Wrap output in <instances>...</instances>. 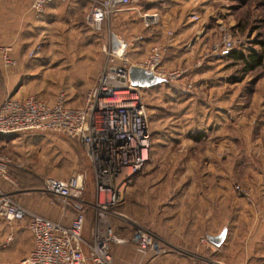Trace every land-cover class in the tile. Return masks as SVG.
<instances>
[{
    "label": "rangeland",
    "instance_id": "374dc122",
    "mask_svg": "<svg viewBox=\"0 0 264 264\" xmlns=\"http://www.w3.org/2000/svg\"><path fill=\"white\" fill-rule=\"evenodd\" d=\"M32 1L0 0V49L11 46L17 62L7 68L0 54V105L8 96L52 104L64 93L67 105L82 106L105 64L108 36L88 26L90 10L72 11L70 4L44 26V35L33 33L31 43L16 48L6 38L16 36L23 9L36 21ZM163 3L136 0L132 6L159 13L161 21L149 40L130 50L129 60L144 62L158 45L167 70L186 73L142 90L153 144L143 172L116 209L131 222L112 221L127 226L121 235L147 230L165 251L159 264H264V64L246 72L231 56L233 50L254 51L264 60V0ZM106 29L127 40L144 31L135 11L114 15ZM171 37H177L174 43L168 42ZM225 39L233 42L232 50L225 49ZM38 44L40 53L30 59ZM0 155L10 160L14 181L0 182V189L19 204L37 198L48 203L45 179L77 172L86 177L84 199L96 192L94 169L77 140L36 134L14 145L0 142ZM57 207L61 214L62 205ZM223 230L226 239L215 247L208 237ZM112 254L116 264V257L145 262L131 245L114 246Z\"/></svg>",
    "mask_w": 264,
    "mask_h": 264
},
{
    "label": "built area",
    "instance_id": "2783aa9c",
    "mask_svg": "<svg viewBox=\"0 0 264 264\" xmlns=\"http://www.w3.org/2000/svg\"><path fill=\"white\" fill-rule=\"evenodd\" d=\"M53 1L33 0L30 11L41 15ZM135 1L96 0L92 4L87 24L95 32L107 34L108 44L104 47L105 64L82 106L67 105L64 93L52 104L35 96L24 99L8 96L0 105V137L64 135L81 142L94 169L96 199L90 239L84 237L87 185L83 173H74L67 179H45L50 204H61L63 216H69L66 224L30 211L16 202L13 194L0 189V218L11 229L6 244L13 241L15 226L20 222L27 223L33 237V248L22 264H115L112 254L115 245H131L145 258L144 264H159L158 258L165 253L147 230L137 227L131 235H121V230L127 226L112 221L118 218V221L127 222L128 218L116 209L123 204L124 196L136 177L143 172L153 144L150 117L141 95L145 88L132 85L129 71L131 67L138 66L163 79V83L178 81L186 73L183 69L167 70L163 51L158 45L150 49L144 62L132 63L128 55L142 40L141 36L127 40L112 29L105 31L106 24L114 15L130 11L137 12L145 30L158 28L161 21L159 13L137 11L132 7ZM159 1L163 3L164 0ZM194 19L198 18L194 16ZM233 45L231 40L225 39L226 50H232ZM40 50L41 45L38 44L28 57L35 59ZM12 53L11 46L0 49L2 63L7 68L17 66ZM10 163L0 155V182L7 185L14 184L9 177ZM71 205L78 207L72 215Z\"/></svg>",
    "mask_w": 264,
    "mask_h": 264
},
{
    "label": "crops",
    "instance_id": "0c3cea01",
    "mask_svg": "<svg viewBox=\"0 0 264 264\" xmlns=\"http://www.w3.org/2000/svg\"><path fill=\"white\" fill-rule=\"evenodd\" d=\"M95 0H71V3H68L66 1L61 0H54L50 5H48L42 15H37L36 21H29L27 17V11L25 13V6L23 9V15L20 17V25L18 24L16 28V36L13 38H6L7 43L13 44L14 47L18 48L19 46H22V49L28 45V43H31L32 37L34 36L33 33H36V36L38 34L44 35V31L46 30L44 26H47V24H50L59 17V13L61 12V8L69 7L71 4V10L72 11H87L91 9L92 2ZM160 2V1H159ZM67 3V4H66ZM85 3V4H83ZM161 3V2H160ZM164 7V3L160 4ZM135 9L138 11L139 9L135 7ZM116 19V18H115ZM117 24H118V19ZM115 20V21H116ZM120 20V19H119ZM144 29V28H143ZM117 30L119 28L117 27ZM143 33L139 34L142 38V41H139L136 43L137 47H140L141 42H145L144 40H149L151 36L153 35L151 31L145 30L142 31ZM137 35V34H135ZM157 37V35H155ZM173 36V35H172ZM155 37V38H156ZM133 38V35L131 39ZM177 37L169 39V43H174ZM27 49H25L26 51ZM135 50V49H134ZM150 51V50H149ZM9 73V72H6ZM71 107H78V106H71ZM80 107V106H79ZM36 136V134H30V135H19V136H12V137H0V142H3L5 144H12L18 140H22L23 138L33 137ZM140 176V175H139ZM138 176V177H139ZM134 180L133 184L129 187V189L133 188L137 178ZM1 186V185H0ZM128 189V190H129ZM128 192V191H127ZM85 196V195H84ZM96 199V193L91 196L90 194H87L85 202L87 204L86 208V222L84 227V237L86 239L91 238V231H92V224L94 221V209L93 205L95 203ZM21 204V203H20ZM25 208L29 209L30 211L40 214L44 217H47L51 220L62 222L64 224L68 223L67 218H65L64 211L61 210V214L59 213L60 210L57 206H52L50 204V200H48V203L44 201V199L37 198V202H31L29 204H21ZM76 210H78V207L71 205V214H73ZM88 229V232L86 233V229ZM11 234V229L7 222H5L2 218H0V264H22V262L29 256L32 248H33V237L28 229L27 223L20 222L17 223L15 226V230L13 232L14 239L11 243H7L8 236ZM119 247V246H117ZM123 247V246H120ZM138 257H142L140 254L136 252ZM120 257H116V260H118V264H135L134 258H128V259H119ZM115 259V256H114ZM161 257L158 258V261H160ZM116 264V263H115Z\"/></svg>",
    "mask_w": 264,
    "mask_h": 264
},
{
    "label": "water",
    "instance_id": "95a60500",
    "mask_svg": "<svg viewBox=\"0 0 264 264\" xmlns=\"http://www.w3.org/2000/svg\"><path fill=\"white\" fill-rule=\"evenodd\" d=\"M129 75L132 85L140 88H151L154 86L161 85L164 82L163 79L153 75L150 72H147L146 70L138 66L131 67ZM226 236L227 230H223L220 235L210 236L208 237V240L215 247L219 248L223 245Z\"/></svg>",
    "mask_w": 264,
    "mask_h": 264
},
{
    "label": "trees",
    "instance_id": "16d2710c",
    "mask_svg": "<svg viewBox=\"0 0 264 264\" xmlns=\"http://www.w3.org/2000/svg\"><path fill=\"white\" fill-rule=\"evenodd\" d=\"M231 56L233 59L241 61L244 64L246 72L255 71L256 69L262 67V65L264 64L263 57L258 55L254 51L246 54L245 52H236L233 50Z\"/></svg>",
    "mask_w": 264,
    "mask_h": 264
}]
</instances>
